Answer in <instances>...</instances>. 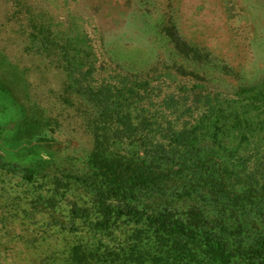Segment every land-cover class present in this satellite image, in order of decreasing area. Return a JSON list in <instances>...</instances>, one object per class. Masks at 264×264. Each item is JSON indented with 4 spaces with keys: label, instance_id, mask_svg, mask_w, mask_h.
Masks as SVG:
<instances>
[{
    "label": "trees",
    "instance_id": "1",
    "mask_svg": "<svg viewBox=\"0 0 264 264\" xmlns=\"http://www.w3.org/2000/svg\"><path fill=\"white\" fill-rule=\"evenodd\" d=\"M25 5L28 37L61 58L92 145L79 166L41 171L8 158L48 138L10 148L15 120L0 123V247L18 243L28 264H264V76L232 95L178 62L189 86L102 77L85 22H38ZM162 32L184 60L206 57L175 25Z\"/></svg>",
    "mask_w": 264,
    "mask_h": 264
},
{
    "label": "rangeland",
    "instance_id": "2",
    "mask_svg": "<svg viewBox=\"0 0 264 264\" xmlns=\"http://www.w3.org/2000/svg\"><path fill=\"white\" fill-rule=\"evenodd\" d=\"M25 4H33L30 12L38 22H85L102 77L131 71L155 77L165 90L179 82L189 86L190 78L171 69L178 62L199 71L210 89L232 95L264 76V0H0V104L4 101L5 107L0 108V123L15 120L2 143L11 148L47 137L45 143L8 158L41 171L79 166L77 158L87 155L92 142L77 109L81 101L66 91L61 58L37 51L28 37L31 13ZM165 25H175L206 57L184 60L162 32ZM154 68L158 76L151 73ZM164 71L173 78H166ZM17 119L30 126L16 130ZM17 244L0 247V264H28L31 252Z\"/></svg>",
    "mask_w": 264,
    "mask_h": 264
}]
</instances>
